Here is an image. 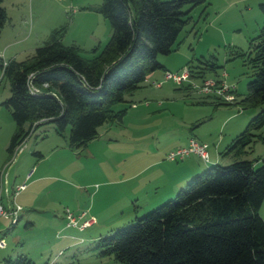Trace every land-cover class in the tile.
I'll return each mask as SVG.
<instances>
[{"label": "rangeland", "instance_id": "1", "mask_svg": "<svg viewBox=\"0 0 264 264\" xmlns=\"http://www.w3.org/2000/svg\"><path fill=\"white\" fill-rule=\"evenodd\" d=\"M12 1H1L7 11L0 33V57L3 60L24 59L53 29L60 31L63 45L79 47L84 57L97 54L110 36L107 20L95 10L101 0H20L17 4ZM263 1L205 0L190 11L191 21L178 34L172 50L156 57L164 69L153 71L155 81L161 80L166 71L173 73L187 70L188 66L193 69L215 63V73L207 70L204 78H222L228 85H233L232 102L216 103V95L197 93L192 84L199 85V80L189 75L180 85L168 80L155 86L150 79L144 80L139 90L132 93L130 101L127 94L124 102L112 107L113 110L125 108L120 122L99 126L97 136L89 140L85 148L52 150L54 154L48 161L58 164L54 172L62 180L53 181L55 186L51 191V196L58 202L57 211L37 210L31 215L34 224L28 228L23 227L24 219H20L2 236L8 248L19 249L23 241L22 254L33 264H121L112 255L99 254L96 247L99 237L131 224L135 218L172 198L192 176L207 166L214 163L227 165L234 158L253 160L255 167L264 163V142L259 139L238 157L224 153L226 145L260 108H241L238 100L245 93L246 82L251 79L250 41L258 34L263 22L258 7ZM5 40L13 42L6 50L1 46ZM187 86L190 89L185 91L183 88ZM8 94V83L0 75V99ZM1 112L13 127L9 112L2 105ZM51 127L50 123L39 125L35 134L22 142L7 163L8 172L22 168V159L31 155L33 144L39 142L43 147L48 146L50 136L54 135ZM43 130L46 135L42 141ZM255 133H264V126ZM189 137L207 145V162L194 154L182 159L166 157L177 146L186 145ZM57 138L64 142L61 135ZM26 163L25 160L24 165ZM189 163L199 165L198 171L186 175L173 193L153 203L154 199L147 195L150 182L167 178ZM181 173L178 169L171 176ZM127 186L139 194L138 199L134 195L128 197ZM65 209L73 215L84 211L80 221L90 218L94 221L80 230L64 227ZM258 214L264 220V198ZM15 238H20L17 244L12 241Z\"/></svg>", "mask_w": 264, "mask_h": 264}, {"label": "trees", "instance_id": "2", "mask_svg": "<svg viewBox=\"0 0 264 264\" xmlns=\"http://www.w3.org/2000/svg\"><path fill=\"white\" fill-rule=\"evenodd\" d=\"M1 1L0 29L7 18ZM203 3L101 0L95 10L111 33L97 54L82 56L79 47L63 45L60 31L53 29L24 59L0 57V75L9 91L1 104L14 124L7 155L44 123L56 134L66 132L67 146L75 150L95 138L102 124L120 122L125 108L112 107L124 102L148 74L164 69L157 55L172 50L191 21L190 11ZM258 7L263 22L250 41L252 74L238 103L241 108H260L226 145L224 153L233 157L255 139L264 142V133H255L264 126V1ZM187 68L189 77L200 82L207 70L215 73L216 66L211 62ZM263 198L264 163L255 167L253 160L237 158L227 165L214 163L172 198L99 237L96 247L100 255H112L121 264H264V220L258 214ZM1 264L33 263L17 255L3 258Z\"/></svg>", "mask_w": 264, "mask_h": 264}, {"label": "crops", "instance_id": "3", "mask_svg": "<svg viewBox=\"0 0 264 264\" xmlns=\"http://www.w3.org/2000/svg\"><path fill=\"white\" fill-rule=\"evenodd\" d=\"M19 1L20 0H13L11 3L17 4L19 3ZM5 12L7 13L6 8H5ZM3 28H4V25L0 29V33ZM6 41L7 40H5L4 41L5 43L1 45L5 47V50L10 46V44L13 43L10 40L7 42ZM4 60H7V59H4ZM154 74L155 73L153 72L148 74L145 80L150 79V81H155L156 77L154 76ZM132 93H135V92L133 91ZM132 93L128 94L129 96L128 100L131 99V97H133ZM1 99H0V131H2V134H0L1 135L0 136V191H1V195H2L3 202L5 203V205H7V197H9L15 185L24 183L25 187L22 190H20L13 199L15 203H18V205L21 206V210L18 214V219L16 223L9 226L7 222L8 220L3 217H0L1 218L0 219V239H2V241L4 242V245L0 247V264L2 262V259L5 257H15L17 255H23L22 253H24L25 243L23 241H21L20 243L21 246L19 249L15 248L14 251H12L13 248H8L6 241L2 238L4 233H6V231L11 230L18 223V221H20V219H24V225H23L24 228L33 226L34 223H33L31 215L34 212H37V210L42 211V212L45 210L46 211L52 210L55 212L57 211L58 202L55 197L51 196L52 194L51 191H53V188L55 186L53 181L59 180L62 182V180L58 178L57 174H55L56 172L55 169L58 164L49 163L48 160L50 156L54 154L52 153L53 149L61 148V149L70 151V148L67 146L66 134L63 133L61 135L64 142H61V141L59 142V139L57 138V136L59 137L60 135L56 134L51 127L52 132H53L52 134L54 135L50 136L49 138L50 140L48 141V146H46L47 148L41 146V143L39 142L37 144H33L31 146L32 148L30 152L31 155L25 158L27 163L24 165L25 160L22 159L21 169L19 170L16 169V170H13L12 172H8L10 167H9V164L7 163L9 159L11 158V156L7 155L5 148H6L8 139L11 133L13 132L14 124L12 127L11 122L8 123V118H6L5 115L1 112V105H2L1 102L3 101ZM101 126H103V124ZM105 127H106L105 128L106 130H110L109 126H105ZM106 130H104L103 133ZM43 131H44V134L42 133L43 135V138H41L42 141L44 140V137L46 135L45 130ZM34 134H35V130L31 131L29 136H27L25 140L27 141ZM53 136H55L56 139ZM20 145L18 147H20ZM18 147H16L15 149L17 150ZM85 147L86 146H84L83 148ZM177 147H181V146H177ZM34 152H38L40 155L38 156ZM190 154L184 156L183 158L188 157ZM212 159H213V162L216 161V155L213 156ZM157 161H153V163H156ZM44 162H46V164H44ZM186 162H189V161H186ZM199 167H200L199 165L194 166L193 164L189 163V164L183 165L181 168H178V169H181L182 171L181 174H177L176 176H173V177L171 176L174 172L178 170L177 169L171 174H169L167 178L156 179L153 182H150L149 184L150 190L148 191L147 195H149L150 199L152 198L154 199L153 203L164 199L165 197L169 196V194L173 193L179 185H181L186 175L195 173L196 171H198ZM132 189H134V187H132ZM128 193H129L128 197L132 198L134 195L135 199L139 198L138 197L139 194L131 190L130 187H128ZM63 220H64L63 226L66 227L65 219ZM19 239L20 238H15L12 241L14 244H17L19 242Z\"/></svg>", "mask_w": 264, "mask_h": 264}, {"label": "built area", "instance_id": "4", "mask_svg": "<svg viewBox=\"0 0 264 264\" xmlns=\"http://www.w3.org/2000/svg\"><path fill=\"white\" fill-rule=\"evenodd\" d=\"M188 77L187 70L184 68L179 72H164L162 79L159 81H153V85L159 86L163 81L171 80L176 84H181L182 81L186 80ZM222 77V76H220ZM192 87L196 89L197 93L202 94H213L216 95L221 101L232 102L234 95V86L228 85L222 78L220 79H206L204 78L199 82V85L192 84ZM16 152L14 149L13 153ZM195 154L203 162L208 161L207 145L203 142H198L192 137L188 138L187 144L178 147L174 151H170L166 157L169 159L183 158L188 154ZM12 156V155H11ZM25 187L24 183L15 185L7 197V205L3 202V198L0 191V217L8 220V225L11 226L16 223L18 219V214L21 210V206L14 202V197L18 194L20 190ZM11 198V199H10ZM11 201V202H10ZM85 215L84 211H81L77 215H73L67 209L64 210V219L66 227H76L77 229H83L89 224L93 223L94 219H82ZM4 245L2 239H0V247Z\"/></svg>", "mask_w": 264, "mask_h": 264}]
</instances>
